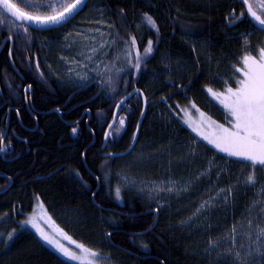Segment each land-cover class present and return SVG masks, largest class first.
<instances>
[{"label":"trees","instance_id":"16d2710c","mask_svg":"<svg viewBox=\"0 0 264 264\" xmlns=\"http://www.w3.org/2000/svg\"><path fill=\"white\" fill-rule=\"evenodd\" d=\"M37 10L47 14L43 6ZM146 15L156 28H148ZM8 20L0 33L1 26L12 25ZM72 27L79 32L101 28L107 66L120 49H128L130 69L75 86L62 84L63 71L78 67L67 51L76 32ZM33 33L35 40L13 48L11 65L8 49L0 52V88L8 81L10 91H17L7 89L5 100L0 95V264H69L21 227L37 201L55 225L105 256L107 264H207L198 247L205 235L178 226L186 214H172L174 207L154 209L124 189L117 174L124 173V162L139 145L158 162L176 146L196 142L180 124L179 107L193 102L216 122H228L206 90L235 88L243 57L255 56L264 44V33L247 19L242 0H90L67 25ZM149 41L151 54L137 68L136 54L144 56ZM20 84L32 87L27 106L22 90H16ZM142 115L134 149L117 157L131 147ZM200 147L201 161L215 157L223 165L216 186L229 185L247 168ZM200 160L181 162L199 171ZM143 168L145 176H158L153 161ZM260 170L264 175L260 166L255 171ZM208 178L178 205L196 200L217 175ZM244 203L228 209L218 227L235 226Z\"/></svg>","mask_w":264,"mask_h":264},{"label":"rangeland","instance_id":"374dc122","mask_svg":"<svg viewBox=\"0 0 264 264\" xmlns=\"http://www.w3.org/2000/svg\"><path fill=\"white\" fill-rule=\"evenodd\" d=\"M39 1V7L43 6L47 11L46 15L53 12V8L49 5L56 6V10L60 11L63 9L59 7V4L73 2V0ZM249 3L253 4L257 12L264 14L258 7L260 3H264V0H249ZM145 24L148 28H152L146 21ZM69 30L76 32L75 35H72L73 38L70 39V49L67 51L72 57V63L78 67L76 70L63 71L62 84L75 86L81 84V82L83 83L90 77L99 79L105 75L108 76L112 72L130 69L131 56L128 49H120L113 63L107 66V53L104 49L105 38L103 37L101 28L93 32H79L78 30H73V27ZM150 54L151 52L143 53L142 55L144 56H140L138 53L136 54V60L141 62L147 59ZM260 54L257 53L255 56L248 54L246 56L257 59ZM240 69L244 70L243 61ZM237 72L240 74L239 80L243 79L242 72ZM88 75L90 76L88 77ZM227 89L225 88L221 92L212 91L227 95ZM206 93L210 100L228 115V122L226 124L218 123L211 119L193 102L182 108L179 107L177 109L180 124L192 134L196 142L188 144L189 148L187 145L176 146L172 150V153L168 154V158L159 160L158 162H156L157 156L148 155L151 152L149 148L139 145L130 157L126 159V162H124L126 164L124 173L117 174V176L124 189L138 195L145 203L154 207V209L158 208L164 212L174 207L172 214H186L185 220L179 226H185V229L190 233L193 231V234L205 235L201 239L202 242L200 241L198 244V247L202 249L201 255L205 257L207 264H254L257 261L264 260V233L261 232L264 229V175H262L261 170L259 172L255 171L256 182L254 184L247 183V177L253 174V169L250 168L249 162L239 160L236 157H228L225 153L218 152L206 140L202 139L196 131H193V128H197L203 133L213 130L215 125H211L210 121H215L217 125L231 128L229 121L232 120V117L209 90H206ZM201 113H203V116H201ZM189 124L192 127H189ZM198 143L211 149L217 156L229 161L239 162L246 165L247 168L245 167L244 170L240 171L229 185L216 186L217 181L223 179V165H219L215 157L208 161H201L199 157L202 156V153H200L201 147ZM182 158L192 161L195 159L200 160V167L198 169L204 166L199 171H193V164L190 167L188 165V169H185L182 164L184 161L181 162ZM150 161H153L158 167L157 177L150 178L144 175L145 169L143 167ZM213 172L216 173L217 178L215 182H211L207 191L201 193L200 198L198 197L196 200L190 199V201L186 202L187 205H178L182 199L187 198L193 189L202 182V179L208 178ZM173 202L176 204L173 205ZM243 203L242 213L235 226L230 229L218 227V221H221L224 219V216L228 215V209L236 208ZM186 207H189L188 210L183 209ZM29 220H32L44 234L63 244L77 255L81 254L74 244L69 243L68 240L57 233L56 230L60 229L63 233L67 234L62 228L55 225L40 201H37L32 212L25 216V219L20 223L21 227L34 234L44 247L55 253L65 262L79 264V261L69 260L61 255L52 245L42 239L41 233L37 231V228L32 226V223H25ZM67 236L69 235L67 234ZM71 240L75 241L72 238ZM95 252L97 256L89 258L92 260V264H107V258L98 251Z\"/></svg>","mask_w":264,"mask_h":264},{"label":"snow or ice","instance_id":"6c2138e0","mask_svg":"<svg viewBox=\"0 0 264 264\" xmlns=\"http://www.w3.org/2000/svg\"><path fill=\"white\" fill-rule=\"evenodd\" d=\"M18 2H24V0H18ZM83 3L84 0H73L70 3L59 4V7L63 9L62 11H57L56 6L49 5L53 8L52 14L33 16L18 7L13 0H0V25L6 22V16L14 18V21L11 19L7 21L13 27L17 26L15 22H20L19 26L21 27L24 26L25 22H32L37 25L59 24L77 12ZM244 3L247 5L248 15L252 16L253 20L264 29V18L257 14L249 0H244ZM258 7L264 12V3H260ZM145 20L152 28H156V23L151 16L146 15ZM133 44H135V40H133ZM151 50V41H149L145 53H150ZM139 63L140 61L137 60V68H139ZM243 65L244 70L237 68V71L242 72L243 79L237 81L235 89L228 88L227 95L215 93L209 89V92L220 101L232 117V120L229 121L231 128L217 125L215 121H210L211 125H215L213 130L203 133L197 128H193V131H196L202 139L206 140L218 152L225 153L228 157H236L239 160L249 162V166L253 169V174L247 177L246 182L254 184L256 182L254 172L257 166L264 167V49L261 50L259 60L245 56ZM201 116H203V113H201ZM185 122L187 123V121ZM120 124L121 126L124 124L123 119L120 120ZM189 127H192V125L189 124ZM75 131L73 129V132ZM3 150V148H0V151ZM116 195L119 199V189H117ZM25 223H32V226L41 233L42 239L69 260L79 261V264H92V260L89 258L97 256L95 251L71 240L60 229L56 230L57 233L68 240L69 243L74 244L80 250V255L44 234L32 220ZM261 232L264 233V229ZM8 238L11 240V233H9Z\"/></svg>","mask_w":264,"mask_h":264},{"label":"flooded vegetation","instance_id":"af4514ba","mask_svg":"<svg viewBox=\"0 0 264 264\" xmlns=\"http://www.w3.org/2000/svg\"><path fill=\"white\" fill-rule=\"evenodd\" d=\"M13 2L17 3L18 7L22 8L25 12H28L33 16H38L37 14H40L39 10H37V9H39V6H40L39 0H30V1L24 0V2H17V0H13ZM2 29H3V32L1 31V33H0V41H1L0 52L8 49L7 54H8V62L10 63V65L12 64L11 56H12L13 48L18 47L19 44L21 47L25 46V42H27V40L28 41L35 40V36H34L33 31L34 32H42V31L32 30L25 25L23 27H21L19 25H17L16 27H13L12 25H10L8 30H5V28L1 27V30ZM1 38H2V40H1ZM18 58H20V57H18ZM28 61L29 60H27V62ZM20 81L21 82L23 81L22 78L20 79ZM4 83H5V85L3 86ZM3 84H2V87L0 88V95L2 93L3 99L5 100V97H6L5 93H7L6 90L8 89V91H10L11 86H10V83L8 81L3 82ZM19 88H20V90H22V94H23V98H24V105L27 106V101L29 99H31V96H32V87L30 85H26L24 87L20 84V86L18 85L16 87V90H19ZM3 91H4V93H3ZM11 91H13L15 93L17 92L15 90H11ZM4 104H7V103H4Z\"/></svg>","mask_w":264,"mask_h":264},{"label":"water","instance_id":"95a60500","mask_svg":"<svg viewBox=\"0 0 264 264\" xmlns=\"http://www.w3.org/2000/svg\"><path fill=\"white\" fill-rule=\"evenodd\" d=\"M88 1H89V0H84V3H83L82 5H80L79 10H78L77 12H75L71 17H69L68 19L62 21V22L59 23V24H51V23H50V24H47V25H37V24H34V23H32V22H25L24 25L27 26L28 28L33 29V30H36V31H48V30H54V29L61 28V27L65 26L66 24H68L70 21H72V20H73V19H74V18H75L80 12H82V11L84 10V8H85V6H86V3H87ZM244 7H245V13H246V16H247L248 20L252 23V25H253L256 29H258L259 31L264 32V29H262L261 26H259V25L256 23V21L253 20L252 16L248 15V13H247V5H246V4H244ZM9 17H10V16H9ZM10 18H12V19L14 20L13 17H10ZM16 23H17V24H20V22H16ZM139 129H140V124H139V126L137 127V131H136V133H135L134 141H133V144H132L131 148H130L127 152H125V153H123V154H121V155H116V156L122 158V157H125L126 155H128V154L131 152L132 148L134 147V145H135V143H136V140H137V137H138Z\"/></svg>","mask_w":264,"mask_h":264},{"label":"bare ground","instance_id":"6f19581e","mask_svg":"<svg viewBox=\"0 0 264 264\" xmlns=\"http://www.w3.org/2000/svg\"><path fill=\"white\" fill-rule=\"evenodd\" d=\"M89 1H90V0H89ZM89 1H88V2H89ZM88 2L86 3V5L88 4ZM242 3H243V6H244V4H245L244 1H242ZM85 7H86V6H85ZM245 15H246V13H245ZM6 17H7L8 19L13 20V19L10 18L9 16H6ZM246 17H247V16H246ZM247 19H248V18H247ZM13 21H14V20H13ZM15 23H16V22H15ZM250 23H251V22H250ZM16 24H17V23H16ZM251 24H252V23H251ZM17 25H19V24H17ZM253 27H254V26H253ZM254 28H255V27H254ZM32 30H33V29H32ZM255 30L259 31V30L256 29V28H255ZM35 31H36V30H35ZM259 32H261V31H259ZM262 33H264V32H262ZM27 37H28V36H27ZM12 62H13V61H12ZM135 92H136V91H134V92H132L131 94H129V95H128V98L132 97V95L135 94ZM142 118H143V115H142V117H141V119H140V122H139L140 126H141ZM139 124H138V126H139ZM138 126H137V127H138ZM136 131H137V129H136ZM135 133H136V132H135ZM138 134H139V132H138ZM134 137H135V136H134ZM106 138H107V135L105 136V141H104V143H106ZM137 138H138V137H137ZM133 141H134V140H133ZM136 141H137V140H136ZM132 144H133V143H132ZM135 144H136V143H135ZM104 145H105V144H104ZM131 146H132V145H131ZM134 147H135V145H134ZM134 147L132 148V150L134 149ZM130 148H131V147H130ZM130 148H129V149H130ZM132 150H131V151H132ZM120 155H121V154H120ZM117 157H118V156H117ZM120 158H121V157H120ZM122 158H124V157H122ZM121 203H122V201H121ZM156 209L158 210V208H156ZM150 213H151V212H150ZM153 213H154V212H153ZM158 214H159V213H158ZM177 225H178V224H177ZM178 226H179V225H178Z\"/></svg>","mask_w":264,"mask_h":264},{"label":"crops","instance_id":"0c3cea01","mask_svg":"<svg viewBox=\"0 0 264 264\" xmlns=\"http://www.w3.org/2000/svg\"><path fill=\"white\" fill-rule=\"evenodd\" d=\"M262 46L264 47V44H263ZM260 51H261V50L258 51V54H260ZM245 56H246V55H245ZM245 56H244V57H245ZM257 56H258V55H257ZM244 57H243V58H244ZM259 58H260V55L257 57V60H259ZM253 59H254V58H253ZM242 61H243V59H242ZM241 63H242V62H241Z\"/></svg>","mask_w":264,"mask_h":264}]
</instances>
